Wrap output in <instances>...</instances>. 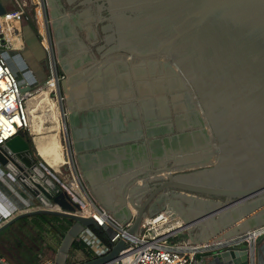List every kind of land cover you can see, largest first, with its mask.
I'll return each instance as SVG.
<instances>
[{
  "label": "water",
  "instance_id": "95a60500",
  "mask_svg": "<svg viewBox=\"0 0 264 264\" xmlns=\"http://www.w3.org/2000/svg\"><path fill=\"white\" fill-rule=\"evenodd\" d=\"M106 3L108 19L114 24H107L105 29L115 30L119 43L114 47L123 50L126 58L118 70L124 72L125 99L121 100L113 79L110 82L111 103L135 98L144 108L148 91L141 83L135 90L130 70L137 56L154 53L160 56L161 53L174 61L173 77L179 78L181 88H190L185 93L177 92V99H185L190 92L203 119L196 113L201 121L189 120L186 107L174 105L184 120L181 129L189 125L196 129L192 135L179 134L183 140L175 145V149L167 138L166 148L153 154L162 165L150 170L158 175L155 178H162L159 186L150 187L144 182L146 178L151 179L152 173L139 177L136 172L129 173L130 176L122 172L121 168H130L122 163L113 176V166L111 169L107 166L110 172L104 170V186L94 184L89 172L85 173L91 181L92 193L119 220L133 221L128 228L130 234L140 230L156 194L170 190L180 191L174 199L183 209L179 216L186 224L185 228L199 225L209 228L211 237L221 235L229 239L264 227V0H102L100 7ZM68 23V14L60 13V35L61 26ZM58 25L59 21L54 20L56 37H59ZM71 29L77 35L74 27ZM115 32L110 34L112 39ZM104 71L107 78L111 74L115 76V62ZM180 72L191 84L181 80ZM29 88L30 85L24 82L23 91ZM117 100L120 102H115ZM149 116L147 112L146 117ZM142 117L139 114L135 120L140 124ZM138 135L143 136L142 130ZM203 135L209 137L207 145L195 149L192 139L201 141ZM136 138L122 134L116 140L117 145H121L118 156L130 155L125 144H136ZM81 149L83 147L76 143L74 152L83 165L87 153H81ZM34 152L22 133L0 146L1 164L38 204L37 208L18 214L0 231L16 220L34 214L67 217L72 221L71 226L59 252H55L58 264H67V255L76 238L91 227L99 226L92 218L77 213L79 205L71 201L50 167L45 168L46 163L38 160ZM143 152L146 156L145 148ZM159 152L164 157L162 160L158 159ZM169 162L172 163L168 165ZM184 192L204 197L195 199ZM172 203L168 201L169 208H173ZM262 239L264 235L259 244ZM126 246L125 240L120 239L107 254L79 264L111 261ZM45 249L53 254L51 246L46 245ZM257 260L258 264H264V242L258 245ZM206 264H248V253L242 246L225 247L212 253Z\"/></svg>",
  "mask_w": 264,
  "mask_h": 264
},
{
  "label": "flooded vegetation",
  "instance_id": "af4514ba",
  "mask_svg": "<svg viewBox=\"0 0 264 264\" xmlns=\"http://www.w3.org/2000/svg\"><path fill=\"white\" fill-rule=\"evenodd\" d=\"M101 1L102 0H91V2L90 0H60L59 12L67 13L70 18L71 24L68 23L66 26H61L62 34L60 35V38L56 37V34L54 35L55 64L52 72L50 71L47 50L46 57L43 61L44 67L47 70L46 79L51 76L56 77L59 83V92L61 88L63 102L62 105H60V103L59 105H57L60 112V123L62 125L61 128L62 131L66 134V142L68 140L69 144L68 149L70 148V152L74 153V156L76 157L75 160L80 171V176L89 187L91 185V181L94 184L98 183V177L101 176L96 175L93 177V175L88 173L91 180L90 181L89 178L85 175V165L83 166V169L82 167H80V162L77 156L78 154L74 152L77 143L75 129H77L78 126L74 128L73 124L76 122H78L77 124H81L82 121H95L96 115L99 119H102L103 111L104 109H106V112H109L108 115L112 119H114V126H121L122 130L125 118V114H123L124 112L115 109L117 105L120 109H122L123 102H120L119 100L115 101L120 102L117 104L106 102L108 100L110 101L111 96L113 95L110 92V89L112 88V86H110V82H113V79L116 80L115 86L119 90L120 98L125 99L123 96L124 78L122 77L124 72H119L118 70L123 67V62L126 58L123 50H116L114 47L119 43V38L115 30L109 28L105 29L107 24L111 22L112 24L114 23L113 21H110V19H108L109 8H107V3L104 6L100 7ZM46 8L49 10L53 27L54 20H56V14L53 12L49 0H47ZM71 26L74 27V29L77 31V35L74 34ZM57 30L59 33L60 25H58ZM113 32H115L116 35L112 39V36H110V34H112ZM154 55L157 56V59L155 61L158 63V65H160L163 73L164 70L167 69L168 72L173 76L174 61L170 59H160L161 56H159L158 53H154ZM111 62H115L116 74L115 76L111 74V76H108L109 78H107L104 69L108 67ZM134 67L135 66L132 67L130 73L131 81L135 90L137 91L138 84L142 82L141 84L144 87L143 89H146V91H148V93L146 94L148 95L147 99L144 101V108L140 112V114L143 116V136H140V139H138V137L135 141L136 151H132L130 155L126 154L124 159L120 156L122 158V161L119 166H122L123 163V165H125L124 167H130L127 169L132 170L131 173H138V176L140 175L139 177L147 176L148 174L151 175L150 173H152L151 179L148 180L146 178L144 179V182H147L150 187L154 185L159 186L162 178H155L158 175L150 172V170L153 167H159L162 165L157 162L153 154L158 152L160 149L166 148V146L168 145L167 138H169L168 141L171 142L172 148L175 149V145H179L183 140V138L181 139V137H179V134L187 133L189 135H192L191 133L196 129H194L192 126L190 127V125L186 127V129H181L180 125H182V121L184 120L181 118V111L177 110L174 107L173 102L175 98L177 99V92L185 93V90L189 91L190 88L186 87L182 89V85L178 77L174 78L177 81V87H175L174 85V87L171 86L169 79L161 78L160 73H158L159 68L157 70L155 69L157 72L148 70L143 74L141 73V76L137 73V70ZM133 69L135 70V72ZM181 80L185 83H189V80H184L183 76ZM37 85L38 84H32L31 87L34 88V86ZM157 85L158 90L156 91L155 89ZM136 95L138 97L137 92ZM157 95H161V98H163V102L153 100ZM190 98L191 93L188 92V94L185 95V99L189 100ZM178 100L181 99L178 98L177 101ZM189 106L190 108H192V110L189 111V113H192V116L190 115V118L198 123L199 120L201 121V119H203L201 117L203 116V113L199 114V109L193 106L192 102ZM147 112L148 114H156L155 119L157 120L150 122V117H146ZM196 113L200 115L201 119L197 118ZM207 140H209V137L205 136L203 137V139H201V141L192 139L195 149L206 146ZM173 141H175L176 144H174ZM143 148H145L146 150V156H144ZM70 152L69 150L67 151L68 158ZM162 158L164 157L159 152L158 159L162 160ZM157 163H159V165H157ZM171 163L172 162H169L168 165H170ZM118 168H115V164L113 165L111 171L112 176ZM144 173L146 174L144 175ZM133 180L134 179H132L131 181ZM178 192L180 191L170 190L168 192H159L149 204V208L154 212L158 211V207L161 205V203H168L169 200L176 198V193ZM149 194H147V196ZM184 195L193 196L195 199H198V197H204L202 194L191 192H184ZM177 208L178 210H181L179 207Z\"/></svg>",
  "mask_w": 264,
  "mask_h": 264
},
{
  "label": "built area",
  "instance_id": "2783aa9c",
  "mask_svg": "<svg viewBox=\"0 0 264 264\" xmlns=\"http://www.w3.org/2000/svg\"><path fill=\"white\" fill-rule=\"evenodd\" d=\"M13 2L15 5L13 8L0 13V146L15 135L31 130L30 109L26 95L33 93V90L36 89L31 87V82L25 80L30 88L23 91L24 81L19 79L18 73L11 65L9 53L10 51H21L24 47L22 23L34 22V19L39 16L44 18L45 46L51 72L55 64V38L50 30L52 22L50 14L47 13V0H13ZM36 5L41 13L37 12L34 18ZM42 87L46 90L50 88V95L55 98L56 104L62 105L63 96L61 88L59 92V83L56 77H48L38 85V90ZM75 158L74 153L70 152L69 158L62 161V165L67 166L69 172L66 175H60L53 171L54 177L63 190L68 193L71 201L79 205L77 213L92 218L99 228L102 227L106 230L108 240L101 244L100 254L105 255L110 252L120 239H124L127 244L114 259L102 264H204L208 255L230 246L245 247L248 253V264H258V241L264 235V227L251 229L229 239L222 238L224 242L220 243L191 239L171 241L170 238L176 236L177 232L172 230L162 232L159 230L162 229V226L154 227L149 218L154 217L155 219L158 214L156 213L142 220L137 234L128 233V228L133 221L122 222L98 201L80 176ZM47 167L46 164L45 168ZM3 178L18 183L11 172L2 168L0 162V180ZM71 179L75 180L79 193L72 188ZM10 187L12 186L10 185ZM23 211L12 197L0 188V228ZM37 259L41 264H58L57 260L47 256L44 250L38 253ZM0 264H6L1 256Z\"/></svg>",
  "mask_w": 264,
  "mask_h": 264
},
{
  "label": "crops",
  "instance_id": "0c3cea01",
  "mask_svg": "<svg viewBox=\"0 0 264 264\" xmlns=\"http://www.w3.org/2000/svg\"><path fill=\"white\" fill-rule=\"evenodd\" d=\"M49 3L52 6V10L56 14V19L59 21V25H60V12H59L60 0H49ZM14 6L15 5L13 0H0V13L4 12L7 9L13 8ZM26 27H30L31 32H27L25 34L24 29ZM58 34H59L58 38H60V32ZM30 35H33L34 40H32L29 49L28 43L31 42ZM22 36L24 41V47L21 50V52H24L25 54V52L28 51L27 56H24V58H25V62L28 63L30 70L33 71L30 77H28L29 80L24 79V82L26 80L31 83H34V81L36 82L41 81L40 83H42L45 81L46 75L44 77L42 75L43 79L40 80V77H38V73H41L39 69L41 68V65L44 66L43 61L46 56L45 54L38 56L37 50L39 49L40 44L43 45V47H46L45 32L44 30L40 32L39 25L38 24L35 25L33 24V22L22 23ZM36 44L38 45V49ZM11 61L10 63L18 73L19 79L23 82V77L21 75L19 65L16 64L15 59L12 56H11ZM43 93H44L43 95L40 94L38 96L41 98H39V101L36 102L37 111L35 112L34 105H32L31 108L29 107L32 116V126L30 131L35 146L34 153L38 157V160L46 163L47 166L50 167L52 171L56 172V174L66 175V173L69 172L68 167L63 166L62 161H65L67 156L65 155V151L63 150V146L58 135L59 116H58L57 108L55 106L56 101L52 99L51 96H49L50 94L48 92L44 91ZM111 101L112 100L110 101L108 100L106 102L108 103ZM47 105H50V108L47 107ZM118 107L119 106L117 105L115 109L124 112L123 114H125L122 130H121V126L118 125L114 126V121H113L114 119H112L108 115L109 112H106V109H104L103 111L102 119H99L96 115L95 121L92 122L82 121L81 124L80 123L77 124L78 122L73 124L74 128L78 126L77 129H75V132H76L77 143L83 147V149H81L82 150L81 153L83 154L87 153L85 155V161L83 165L80 164V167H82L83 169V166L85 165L86 167L85 173L89 172L91 175H93V177L96 175L101 176L98 177L99 182L96 183L98 184L99 187L104 186V184L106 183L105 180L106 171L104 170H109L107 172H110L111 165L113 166L115 164V167L118 168L119 164H121V158L120 156H118L119 155L118 151L120 150L119 147L121 145L118 146L117 144L119 142H116V140L120 139L122 134H125L127 136H137V138L139 137L138 139H140L141 138L140 136H142V135H138V133L142 130L143 121L140 120L141 122L139 124V121L135 120L136 116L139 115L141 110L143 109L141 104H138V101L134 98L128 101H123L122 109ZM32 109H33V114H32ZM40 112H42V114ZM149 115H150L149 116L150 122L157 120L155 119L156 114H149ZM48 120H51V125H49V127L46 126V122H48ZM48 131H50L51 134L49 135V137H46L45 139L44 134L45 132ZM125 145L127 146L126 149L129 153L135 150L134 146H136V144H134V142L127 143ZM125 155L126 154H124V157ZM58 163L60 164V167L57 168ZM107 166L110 169H107ZM121 171L125 173L127 172V175H129V173H131L132 170L130 169L126 170V168H121ZM6 181L8 182L7 179ZM71 181L73 182L71 186L73 187L74 190H77V185L75 184V180L71 179ZM11 184L13 189H15L16 193H18V198L12 197V199L21 208V210L25 211L38 207V204L34 202L32 196L22 186H20L18 183H15L13 181H11V183L8 182L9 187ZM170 202L171 203L173 202L171 205L173 208H169L167 206L166 211L172 214L171 216L172 221L181 219L179 213L183 211V209L180 208V206L177 204L175 199H171ZM177 207H179L181 210H178ZM151 210L152 209H149L148 216L154 215L158 212V211L157 212L152 211L151 213ZM45 215L46 216H42L40 214L30 215L28 218L29 225L25 229H23L24 232L19 235L13 233L17 235L15 242H13L12 239H8L9 237L6 235L3 237L4 240H6L7 238L9 244L11 245V246L8 245L9 248H11L12 250L11 254L12 255L17 254V257L20 259L19 263H14V262L12 263L10 262L11 259H8L4 255H0L6 261V264H41L37 259L38 253L41 250H44L47 253V256L57 260L56 257L57 255L55 256V252H59L63 239L68 229L71 226V222L69 218L64 216L58 215L59 218H54L53 217L54 214H45ZM93 228L94 227H91L90 229L84 231L83 233L80 234V236L76 238L75 241L82 243L83 245L80 247H76V245L75 246L72 245L66 258L67 264H79L84 261L92 260L94 258L102 256L100 254V248L102 246L101 244L104 241L98 237V235L96 234ZM185 229L187 231L186 234L187 236H189V238L186 237L183 238V236H181L182 234L181 232L184 231ZM185 229L177 230L176 228H174L173 229L174 232H177L176 233L177 235L175 237L178 239L179 238L191 239L195 241L204 240L203 237L204 235L202 232H204V230H207L206 228L201 226L188 227ZM263 242L264 239H262L260 241V244L258 245L261 246ZM46 245L51 246V248L54 250L53 254H51L49 250L45 249ZM209 256L210 255H208L205 258L204 264L207 263Z\"/></svg>",
  "mask_w": 264,
  "mask_h": 264
},
{
  "label": "rangeland",
  "instance_id": "374dc122",
  "mask_svg": "<svg viewBox=\"0 0 264 264\" xmlns=\"http://www.w3.org/2000/svg\"><path fill=\"white\" fill-rule=\"evenodd\" d=\"M37 12H40V10H39V7L37 8V5H36V12H35V14H34V18H35V16H36V13ZM41 13V12H40ZM47 13L49 14V10L47 9ZM33 24H38L39 25V29H40V32H42L43 30H44V32H45V25H44V18L42 17V16H39V17H37V18H35L34 19V22H33ZM49 27V26H48ZM50 30H51V33H52V35H54L55 33H54V31H53V27L51 26V24H50ZM24 31H25V34L27 33V32H31V30H30V27H26L25 29H24ZM33 34V33H32ZM30 39H31V42L30 43H28V48L30 49V46H31V43H32V40H34L33 39V35H30ZM43 39V38H42ZM40 40V39H39ZM38 44V43H37ZM36 44V45H37ZM39 44H40V42H39ZM37 49H38V45H37ZM44 50H45V52H44ZM38 52H37V55L39 56V55H43V54H45V56H46V47H43V45H39V49L37 50ZM10 53V55L15 59V62H16V64H18L19 65V69H20V72H21V75H22V77H23V81H24V79H26V80H29L28 79V77H30V75L32 74V72L33 71H31L30 70V67H29V65H28V63L27 62H25V58H24V56H27V54H28V51L27 52H25V54H24V52H21V51H10L9 52ZM35 53V52H34ZM17 59V60H16ZM163 60H167V59H169L168 57L166 58V56H164L163 58H162ZM174 65H175V63H174ZM39 71H41V73H38V71H37V73H38V77H40V80H42L43 78H42V75H43V77L46 75V72H47V70L45 69V67L43 66V65H41V68L39 69ZM180 74H181V76H183L184 77V80H187V77H186V75H183L181 72H180ZM41 82V81H40ZM39 81L38 82H36V81H34V83H32V84H38L39 85V83H40ZM38 85L37 86H34V88L33 89H36V90H33V93H36V95H38L39 93H38ZM49 91H50V88L48 89ZM50 94V93H49ZM49 96H51V95H49ZM52 97V96H51ZM52 99H54L55 100V98H53L52 97ZM55 106H56V108H57V112H59V110H58V107H57V104H56V102H55ZM47 107H49L50 108V105H47ZM41 114H42V112H40ZM58 116H59V129H58V135H59V138H60V141H61V143H62V146H63V150L65 151V155L67 156V151H68V140H67V142H66V134L62 131V128H61V123H60V113H58ZM31 120H32V117H31ZM49 125H51V120H48V122H46V126L47 127H49ZM29 132V134H30V136L32 137V134H31V131H28ZM53 132V131H52ZM51 134V132L50 131H48V132H45V134H44V137H45V139H46V137H49V135ZM71 150H69V152H70ZM59 163H60V161H59ZM58 163V166H57V168L58 167H60V164ZM2 168L4 169V170H6L7 171V168L4 166V165H2ZM165 174V173H164ZM71 184H73V182L71 181ZM11 186H12V184H11ZM0 188L7 194V195H9L10 197H17L18 198V193H16V191H15V189H13V187H9L8 186V182L6 181V179L5 178H3V179H1L0 180ZM73 188V187H72ZM75 191H77V190H75ZM20 193V192H19ZM77 193H79L78 191H77ZM167 206H168V203H161V205L158 207V211L159 212H157V213H160L161 211H166L167 209ZM29 216H26V217H23V218H20V219H18V220H16L15 222H13V223H11L10 225H8L7 227H5L3 230H2V232L0 233V255H4V256H6L8 259H11L10 260V262H14V263H19L20 262V259L17 257V254H14V255H12L11 253H12V250H11V248H9V246L8 245H10L9 244V241H8V239H12V241L13 242H15V239H16V236L17 235H19V234H21V233H23L24 231H23V229H25L28 225H29ZM171 219V218H170ZM182 219V218H181ZM173 222V221H172ZM170 223V221L168 222V223H165V227L168 225ZM197 226H199V225H197ZM159 227H161V226H159ZM207 230H204V232H202L203 233V237H204V240H199V241H208L209 240V238L211 237L210 235H211V232H210V230H209V228H206ZM159 230H161V229H159ZM13 233H16V234H13ZM182 234H181V236H183V238H189V236H187V231H186V229L184 230V231H182L181 232ZM8 236L9 238L7 239L6 238V240H4L3 239V237L4 236ZM170 240L171 241H175V240H181L180 238L178 239V238H176L175 236L174 237H172V238H170ZM11 243V242H10ZM11 246V245H10ZM15 248V247H14ZM36 260V259H35Z\"/></svg>",
  "mask_w": 264,
  "mask_h": 264
},
{
  "label": "bare ground",
  "instance_id": "6f19581e",
  "mask_svg": "<svg viewBox=\"0 0 264 264\" xmlns=\"http://www.w3.org/2000/svg\"><path fill=\"white\" fill-rule=\"evenodd\" d=\"M164 55L165 54H161L160 53V59L161 58H163L164 57ZM77 56V55H76ZM166 56V55H165ZM69 59V58H68ZM157 59V56H155L154 54H152V55H145V56H137L136 58H135V61H134V66H135V68H136V70H137V73L138 74H140L141 76H142V74L143 73H145V72H147L148 70H150V71H155V72H157L156 70L159 68V72L158 73H160V75H161V78H164V79H169V81H170V84H171V86H175V87H177V81H176V79H174V78H176V77H173L169 72H168V70L167 69H165L164 70V73H163V71L161 70V67H160V65H158V63L155 61ZM156 64H155V63ZM122 63V62H121ZM176 70H177V68L176 67H174ZM156 69V70H155ZM134 70V69H133ZM178 71V70H177ZM134 72H135V70H134ZM142 73V74H141ZM137 74V75H138ZM139 75V76H140ZM118 76H119V74H118ZM179 76V75H178ZM171 79V80H170ZM146 82V81H145ZM142 83V82H141ZM138 84V83H137ZM111 86V85H110ZM153 86H156V85H153ZM173 86V87H174ZM109 87V86H108ZM168 87V86H167ZM147 88V87H146ZM149 88V87H148ZM151 89V88H150ZM146 90V89H145ZM156 91L158 90V85H157V87H156V89H155ZM44 91H46V92H48V93H50V91L49 90H46L44 87H42V88H40L39 90H38V95H36V93H28L27 95H26V98H27V104H28V106L31 108V106L32 105H34V110H35V112L37 111V107H36V102H38L39 101V98H41V97H38L40 94H44L43 92ZM108 91V90H107ZM99 92V91H98ZM154 92V91H153ZM99 95V94H98ZM102 96V95H101ZM163 98H161V95H157L153 100L154 101H159V102H163V100H162ZM181 100H178L177 101V99H175V101H173L174 102V105L176 106V107H179V108H183V107H186V110L187 111H185V114L186 115H188V119L189 120H191V118H190V115L192 116V113H189V111H191L192 110V108H190V104H191V102H192V104H193V106H195L197 109H199L198 108V106H196L195 104H194V102H193V98H192V96H191V98L188 100V99H182V98H180ZM151 102V101H150ZM188 102H189V104H188ZM40 104V103H39ZM163 104V103H162ZM161 104V105H162ZM37 106H38V104H37ZM165 106V105H164ZM58 107V106H57ZM168 107V106H167ZM172 108V107H171ZM164 111V110H163ZM169 111V110H168ZM58 113H60V112H58ZM32 114H33V109H32ZM31 113H30V120H31ZM31 126H32V120H31ZM5 179H7V178H5ZM8 180V182H10L11 183V181L9 180V179H7ZM58 207V206H57ZM175 215V214H174ZM172 216V214L169 212V213H166V212H164V211H161L160 213H158L157 215H156V218L154 219V217H152V218H149V220H150V222H152V224L154 225V227H159V226H162V229H161V231L162 232H170L171 230L172 231H174L173 229L174 228H176L177 230H181V229H184L186 226V224L183 222V220L182 219H175L176 221H173L172 222V219H170V218H172L171 217ZM170 221V223L165 227V223H168ZM223 237H221V235H218V236H213V237H210L209 238V240H208V243H210V242H216V243H220V242H224L223 240L224 239H222ZM221 239V240H220Z\"/></svg>",
  "mask_w": 264,
  "mask_h": 264
},
{
  "label": "trees",
  "instance_id": "16d2710c",
  "mask_svg": "<svg viewBox=\"0 0 264 264\" xmlns=\"http://www.w3.org/2000/svg\"><path fill=\"white\" fill-rule=\"evenodd\" d=\"M22 135L24 136V138H26V140L29 142V144H30V146L32 147V149L35 151L34 142H33L32 137L30 136L29 132L26 131V132L22 133ZM40 215H42V216H46L45 214H40ZM53 217H54V218H59L58 215H54ZM70 222L72 223L71 219H70ZM93 229H94V231L96 232V234L98 235V237H99L101 240L107 242V240H108V234H107V232H106V230H105L104 228H102V227H100V228H95V227H94ZM75 245H76V247H80V246H82L83 244L74 241L73 246H75Z\"/></svg>",
  "mask_w": 264,
  "mask_h": 264
},
{
  "label": "clouds",
  "instance_id": "9594fccd",
  "mask_svg": "<svg viewBox=\"0 0 264 264\" xmlns=\"http://www.w3.org/2000/svg\"><path fill=\"white\" fill-rule=\"evenodd\" d=\"M89 187V186H88Z\"/></svg>",
  "mask_w": 264,
  "mask_h": 264
}]
</instances>
